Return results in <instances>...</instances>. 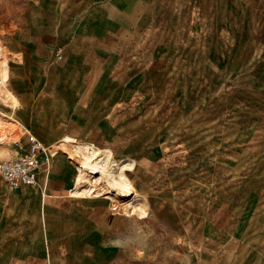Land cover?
<instances>
[{
	"label": "rangeland",
	"instance_id": "rangeland-1",
	"mask_svg": "<svg viewBox=\"0 0 264 264\" xmlns=\"http://www.w3.org/2000/svg\"><path fill=\"white\" fill-rule=\"evenodd\" d=\"M49 2L0 0V61L9 72L0 162L17 154L16 140L38 134L48 156L34 187L41 192L53 158L75 170L82 143L66 140L56 116L33 114L19 82L33 66L18 51L19 32L49 14ZM170 32L111 147L116 164L132 166L134 190L118 198L129 206L118 210L107 189L70 195L91 186L79 177L63 195L41 194L34 213L52 241L44 244L52 264H264V0H181Z\"/></svg>",
	"mask_w": 264,
	"mask_h": 264
},
{
	"label": "crops",
	"instance_id": "crops-1",
	"mask_svg": "<svg viewBox=\"0 0 264 264\" xmlns=\"http://www.w3.org/2000/svg\"><path fill=\"white\" fill-rule=\"evenodd\" d=\"M180 1L50 0L49 14L30 31L19 32L18 51L33 65L32 74L19 80L34 101L32 113L56 116L57 130L65 132L66 140L83 143L74 148H88L115 175L122 168L129 183L126 170L132 166L116 164L111 147L121 140L123 115L137 109L129 107L128 100L139 93L150 68L168 50L170 22ZM59 46L64 49L61 59L55 56ZM15 99L14 108L19 103ZM63 162L53 158L45 178L49 192L30 186L11 192L0 177L5 189L4 195L0 192V264H52L53 253L44 245L52 241L41 234V214L34 212L41 194L63 195L74 183L77 188L81 177L76 162L75 170ZM42 179L40 174L39 183ZM77 189L70 195L93 198Z\"/></svg>",
	"mask_w": 264,
	"mask_h": 264
},
{
	"label": "bare ground",
	"instance_id": "bare-ground-1",
	"mask_svg": "<svg viewBox=\"0 0 264 264\" xmlns=\"http://www.w3.org/2000/svg\"><path fill=\"white\" fill-rule=\"evenodd\" d=\"M7 78H8L7 65L0 61V88H3L2 86H5ZM6 94L8 93L6 92ZM8 95L5 96L7 97ZM11 99L14 102H16V99L13 95H11ZM0 140L5 141L3 136H0ZM74 157L76 158L77 161L76 164L77 167L79 168L81 180L82 179L91 180L90 187L88 186L86 189L82 190L81 192L79 191V189H77L78 190L77 192H80V194H87V193L91 194V193H100V192L102 193L104 191L103 189H107V191H109L107 196L112 199V203H113L112 205L115 206L118 210L121 211L125 210L126 206L124 204L126 203L121 199L125 195L131 194L132 188L129 183V180L127 179V177L123 172V169L121 168L120 172L117 175H115L109 169L108 165L104 163H99L98 160L93 155V153L90 152L89 149L86 147L76 146L74 148Z\"/></svg>",
	"mask_w": 264,
	"mask_h": 264
},
{
	"label": "built area",
	"instance_id": "built-area-1",
	"mask_svg": "<svg viewBox=\"0 0 264 264\" xmlns=\"http://www.w3.org/2000/svg\"><path fill=\"white\" fill-rule=\"evenodd\" d=\"M63 51V47H57V59L62 58ZM14 143L17 154L0 162V177L11 192L23 186H37L41 171L48 161L45 144L35 134L28 133Z\"/></svg>",
	"mask_w": 264,
	"mask_h": 264
}]
</instances>
